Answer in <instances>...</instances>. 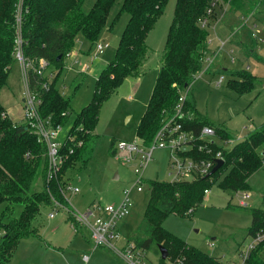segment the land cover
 <instances>
[{"label":"trees","instance_id":"1","mask_svg":"<svg viewBox=\"0 0 264 264\" xmlns=\"http://www.w3.org/2000/svg\"><path fill=\"white\" fill-rule=\"evenodd\" d=\"M17 0H0V89L5 84L13 58V23ZM84 0H23L22 35L23 50L29 58H45L56 72L49 89L42 95L40 105L43 116H51L53 123L65 124L69 120L70 97L61 94L58 77L63 70V60L73 49L77 36H81L90 46L99 37L107 21V14L114 0H94L92 7L84 12ZM212 0H176L172 19L168 25L164 41L161 65L140 116L135 135L148 143L161 124V118L169 114L180 90L190 83L192 74L204 66L202 53L208 31L199 25L205 9ZM168 0H122L118 15L123 11L128 19L122 28L114 56L96 75L91 99L79 108L70 119L71 131L84 139V144L69 156L61 167L60 179L66 166L80 155L89 140L98 118L100 105L107 100L127 76L137 77L142 72L143 60L147 53L146 36L160 17ZM60 55V59L56 57ZM229 74L243 77V82L231 78L229 86L244 91L254 85L256 76L244 69L229 70ZM186 85L184 86V84ZM185 106L193 114L191 120H183L197 134L203 124L214 128L222 139L229 138L224 128L214 126L206 117L198 113L193 101L188 97ZM65 113L62 115V113ZM245 139L230 148L210 144L213 150L220 149L223 164L209 176L187 180L147 179L148 200L143 209V218L137 229L128 237L142 249L156 242L167 249V258L158 256V263L170 261L172 264H221L215 256L202 252L199 248L176 236L162 226L163 219L170 213L187 214L203 200L204 189L218 181V185L228 190H248V176L262 166L263 157L257 148L264 144V123L259 129L249 131ZM201 140V139H200ZM196 140L195 146L201 143ZM264 149V147H263ZM198 158H211L205 152L196 151ZM45 147L38 142L23 122L12 121L0 103V204L5 207L0 212V264H9L16 244L24 237L41 238L39 231L32 227L42 205L51 204L49 192L60 201L62 197L54 181H45ZM39 179L40 189L32 183ZM14 204H22V210L13 216ZM251 221L247 229L248 237H253L264 229V198L262 207H252ZM190 213V212H189ZM67 219L79 228L74 218ZM145 233L140 237V230ZM264 241L249 251L242 264H264L262 256Z\"/></svg>","mask_w":264,"mask_h":264},{"label":"rangeland","instance_id":"2","mask_svg":"<svg viewBox=\"0 0 264 264\" xmlns=\"http://www.w3.org/2000/svg\"><path fill=\"white\" fill-rule=\"evenodd\" d=\"M93 1L84 0L82 10L87 12L92 7ZM175 1L168 0L160 17L146 36L147 63L144 67V58L142 65L144 72L140 74V79L136 81L135 86H129L125 80L107 100L101 103L96 125L89 140L80 149L78 158L65 168L63 177L68 178L72 184L79 188L76 194L71 195V199L81 211L92 200L100 204L117 202L122 191L133 185L136 174L131 165H124L115 158L114 147L119 140L137 138L135 130L150 96L158 65L162 62L163 45L168 25L173 17ZM232 1L218 0L213 6V10H217V16L221 15L219 6L227 5ZM259 4L261 10L257 24L250 23L248 27L250 31H262L263 40L260 42V49L255 50L254 54L250 53L247 48L244 49V56L239 55L242 60L238 62L236 59L235 62L232 61L233 63H229L230 59L228 55H225L224 50L221 52L227 60L225 65L229 63L227 69L232 68L234 71L237 68H246L256 76L254 85L246 87L244 91L232 88L228 84L229 79L235 78L236 81L243 82V77L229 74L230 69L226 72L222 71V68L215 66L216 59L208 56V59L213 62L207 66L206 62L204 70L200 69L197 76L191 78L186 88V96L194 102L198 111L203 113L206 120H209L214 126L224 128L229 137L243 134L246 138L249 131L259 129L264 123V0H258L255 6L257 7ZM121 5L122 0H114V4L107 14L106 25L90 46L88 57L93 55L95 44L107 43L104 50L96 56L93 64H90L85 71H79L75 76L71 72L66 74L64 68L58 77V88L61 87L63 80L68 82L64 89L59 88V90H64L63 94L70 97L68 107L70 119L75 116L81 106L91 99L95 73L99 72L101 66H104L114 56L122 28L128 19V14L124 11L117 14ZM247 12L245 13L247 14ZM205 29L208 31L207 27ZM88 43V41L85 42V45L87 46ZM202 54V60L205 63L204 56L206 54ZM88 57H82V60H87ZM65 61L67 62L68 59ZM221 75L224 78L218 83ZM5 81L0 89V103L12 121L23 122V80L20 76V67L15 61L11 64ZM237 142V138L232 139L224 146L230 148ZM263 147L264 144L257 148L263 157L262 166L247 178L248 190L251 186V191H249L251 196L244 200L245 205L240 204V199L241 194L248 193V190L223 189L218 185L220 177L210 185L207 192H204L203 200L193 210L188 209L190 213L184 215L170 213L163 219L162 226L202 252L215 256L221 264H241L243 259L241 253L257 245L254 239L248 237L247 229L251 221L250 208L262 207L264 198ZM168 167L167 152L159 148L153 150L152 159L147 163L142 173L145 178L143 190L137 192L135 188L132 189L130 192L132 203L129 206L128 215L118 222L122 236L113 241L118 248L123 246V241L132 235L142 221L143 209L149 198V185L146 180H167L169 178ZM115 172L118 173L117 178L114 177ZM40 184L41 182L37 178L32 183L35 190L41 188ZM22 206V204H14L12 215L17 216L22 210ZM4 207L5 203H1L0 212ZM49 209L48 205H42L32 221L36 230L40 232L41 238L36 239L29 236L19 240L9 264H128L122 258L120 261V256L108 248L98 247L93 250L90 249V246L76 248L75 243L79 239L77 236L68 245L69 233L72 234V230L68 222L65 221V213L59 210L54 217L49 218L47 217ZM80 228L84 235L90 237L88 229L84 226H79L78 229ZM139 235L143 237L145 233L140 230ZM57 242L61 247L55 245ZM250 244L254 245L250 246ZM83 253L88 254L86 262L81 260ZM146 254L153 260L159 259L160 253L156 242L146 249ZM261 254L264 257V248Z\"/></svg>","mask_w":264,"mask_h":264},{"label":"built area","instance_id":"3","mask_svg":"<svg viewBox=\"0 0 264 264\" xmlns=\"http://www.w3.org/2000/svg\"><path fill=\"white\" fill-rule=\"evenodd\" d=\"M22 1H16V9L14 12L13 23V58L20 67V76L23 80V123L26 128L34 135L36 140L42 143L45 147L46 167H45V181H54L57 185L58 191L63 201L57 200L50 191L49 196L52 201L49 204V211L47 216L54 217L59 210H62L67 219V214L71 215L78 227H85L89 230L91 238V250L98 247H104L112 250L120 256L128 264H159L152 262L147 257L146 249H142L130 239H126L123 246L118 248L113 241L121 237L118 228V222L126 217L131 205L130 192L133 188L137 192L143 190L145 178L142 173L147 163L152 159L153 150L156 148L163 149L167 152V165L169 166L168 181L172 180H187L195 177L205 176L214 166L217 158H222L220 149L213 150L210 144L226 148L225 143L232 139L238 141L245 139L243 134H236L233 137L222 139L215 134L212 126L203 124L197 134L189 127H185L184 121L191 120L193 114L185 106L186 88L180 90L177 100L173 104V109L169 114H165L161 118V124L153 134V138L148 143H143L142 138L139 137L132 140H119L115 143L114 153L115 158L119 159L122 164H129L136 174L133 185L122 191L121 197L117 202L100 204L93 202L89 204L84 210H79L72 199L71 195L79 191L78 186L72 184L69 180L60 179V172L62 165L66 162L71 154L79 149L84 144V139L78 137L75 131H71V121L67 120L65 124L61 125L53 123L51 116H43L41 114L40 105L42 103L43 93L49 89L50 82L54 76L56 69L43 58H29L25 55L23 50V35L21 30L22 20ZM218 0H212L205 9V15L199 19V25L203 28L208 26L209 20L212 17L213 6ZM253 38L262 40L256 34H252ZM220 47H223L224 41H220ZM107 43H97L94 45L93 55L88 57L87 61L77 58V54L73 60V64L80 65V70H86L90 62L104 50ZM74 52L70 50L66 57ZM205 62L209 65L212 60L205 58ZM206 65V66H207ZM204 67V66H203ZM204 70V68H202ZM199 73L192 74L194 78ZM223 75L218 79V83L222 81ZM62 113V115H64ZM184 120V121H183ZM68 122V123H67ZM67 123V124H66ZM66 129L64 130V128ZM246 128V126H244ZM201 139V140H200ZM196 140L201 143L195 146ZM227 149V148H226ZM196 151L205 152L209 157L198 158L195 156ZM223 159V158H222ZM208 188L204 189L207 192ZM250 196L249 193H242L240 204L245 205L244 200ZM73 230L77 231L76 226L70 221ZM264 229L251 237L256 244L263 241ZM254 242V243H255ZM254 244H250L253 246ZM249 250L241 253L243 259L248 257ZM243 250V249H242ZM88 255H82L81 260L86 262ZM177 263H181L179 259ZM241 263V264H242ZM164 264H172L166 261Z\"/></svg>","mask_w":264,"mask_h":264},{"label":"crops","instance_id":"4","mask_svg":"<svg viewBox=\"0 0 264 264\" xmlns=\"http://www.w3.org/2000/svg\"><path fill=\"white\" fill-rule=\"evenodd\" d=\"M257 1L258 0H233L232 3L229 2L227 5H224V6L220 5L219 6L220 7L219 11L221 14L220 16L219 15L217 16V10H215V9L213 10V13H212L213 15L210 18L209 24L207 26L208 38H207V40L204 44V48H203V53L206 54L204 56V59L207 58L208 56H212L214 60L216 59L215 66L217 68H222V71L226 72V70H229V69L233 70L232 68L227 69V67H229V63H231L233 60H234L233 62H235L236 59H238V62L242 60V59H240L239 55L242 54L244 56V53H243L244 49L247 48L250 51V53H252V54L255 53V50L260 49V45H261L260 42H262V40H263L262 31L261 30L250 31V28L248 27V25L250 23L252 25L257 24L256 22H257V18L259 15V11L261 10V8H259V6L262 3L261 2L256 7L255 5L257 4ZM245 12H247V14ZM253 33L256 34L257 36L259 35L262 38V40H257L256 38H253V36H252ZM220 41H224V44H225L221 48H220V45H221ZM85 42H87V41H85L81 36H77V39L75 40V44L73 47L74 52L72 54L68 55L67 57L65 56L64 61H63V64H64L63 70H64V68L66 69V72H65L66 74L71 72L75 76V75H78L79 71H81L79 64L78 65L73 64V60L75 58L74 54H77L76 57L80 58L81 60H82V57H85V56L88 57L89 48L87 46L89 44L86 46ZM84 45L86 46V48ZM225 46H226V48H225ZM223 50L225 51V55H228V57L230 59V61L227 65H225L227 63V60L225 59V55L221 54V52ZM147 55H148V52L146 53V56H145L144 67L146 66V63H147V61H146ZM65 59H68V61L66 62ZM94 60H95V58L92 60V62L90 64H93ZM83 61H87V60H83ZM107 63L108 62H106V64L104 66H101V69L103 67H105L107 65ZM205 64H206V62L204 63V65ZM160 65H161V62L158 65L156 73L158 72ZM237 69H243V68H237ZM143 70H144V68L142 69L141 74L144 72ZM83 71H85V70H83ZM83 71H81V72H83ZM97 74H98V72L95 73L94 78L96 77ZM139 76H140V74H139ZM139 76H137V77L128 76L124 79V81L126 80L129 86H131V85L135 86L136 81H138L140 79ZM155 78H156V75H155ZM155 78H154V81H155ZM124 81H123V83H124ZM67 83L68 82H65L63 80V83L61 84V87H59V88L64 89V87L67 85ZM153 84H154V82H153ZM60 92H61V94H63L64 90L63 91L60 90ZM63 95L66 96V94H63ZM22 99H23V97H22ZM195 104H196V102H195ZM196 109H197V107H196ZM197 111H198V109H197ZM6 113L8 115L7 111H6ZM199 113H201V112H199ZM61 177H62L61 179L64 181L69 180L68 178H64L63 175ZM249 191H251V186H250V189L248 190V193L250 194ZM250 196H251V194H250ZM93 202H95V200H92L89 204H91ZM65 221L68 222L69 227L72 230V234L69 233L67 244L69 245L70 243H72L74 238L77 236V237H79V239L75 243L76 248H83L84 246H90V249H91L92 244H91V238L89 237V235H84L81 228L80 229L77 228L78 229L77 231L73 230L70 221L68 219H65ZM31 225H32V227L36 228V226L34 225L33 222ZM119 230H120V228H119ZM120 233L122 236L121 230H120ZM55 245H57L58 247H61L58 244V242ZM147 257H148V255H147ZM148 258L152 262H158V260H153L150 257H148ZM119 260L121 261V258Z\"/></svg>","mask_w":264,"mask_h":264},{"label":"water","instance_id":"5","mask_svg":"<svg viewBox=\"0 0 264 264\" xmlns=\"http://www.w3.org/2000/svg\"><path fill=\"white\" fill-rule=\"evenodd\" d=\"M59 59H60V55H58V56L56 57V60H59ZM185 85H186V83L184 84V86H185ZM222 164H223V159H222V158H217V159L215 160V164H214L213 168H212V169H211V170H210L205 176H209V175L213 174L214 172H216L217 169L220 168V167L222 166ZM114 177H115V178L118 177V173H117V172H115ZM157 247H158V250H159L160 256H161L162 258L166 259V258H167V253H168V252H167V249H166L162 244H158Z\"/></svg>","mask_w":264,"mask_h":264}]
</instances>
